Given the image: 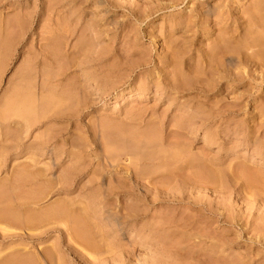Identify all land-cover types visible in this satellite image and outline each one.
<instances>
[{
	"label": "rangeland",
	"instance_id": "1",
	"mask_svg": "<svg viewBox=\"0 0 264 264\" xmlns=\"http://www.w3.org/2000/svg\"><path fill=\"white\" fill-rule=\"evenodd\" d=\"M255 3L0 0V264H264Z\"/></svg>",
	"mask_w": 264,
	"mask_h": 264
},
{
	"label": "bare ground",
	"instance_id": "2",
	"mask_svg": "<svg viewBox=\"0 0 264 264\" xmlns=\"http://www.w3.org/2000/svg\"><path fill=\"white\" fill-rule=\"evenodd\" d=\"M255 4H256V5H255V7L253 8L254 10L250 13L249 21H250V23L252 22V24L254 25V26H252V29H253V28H254V29L256 28V29L258 30V28H259L260 26H261V27L264 26V25H260V22H261V23L264 22V9H263V8H264V7H263L264 4H263V0H259V2H258V0H257V3H255ZM252 24H251V25H252ZM258 24H259L260 26H258ZM251 25H250V27H251ZM250 27H249V28H250ZM256 29H255V30H256ZM246 30H247V29H246ZM250 30H251V28H250ZM250 30H249V31H250ZM255 30H254V32H255ZM257 30H256V31H257ZM262 30H263V27L261 28L260 31L262 32ZM249 31H247L248 33H247L246 31H245V32H246L247 34H249ZM263 31H264V30H263ZM250 32H251V31H250ZM252 32H253V30H252ZM257 32H258V31H257ZM261 32H260V33H261ZM263 33H264V32H263ZM263 33H261V34H263ZM220 34H221V33H220ZM252 34H253V33H252ZM256 34H257V33H256ZM261 34H260V35H261ZM257 35H259V34H257ZM262 36H263V35H262ZM251 37H252V36H251ZM253 37H254L255 40H256V38H257V40H263V39H260V36H259V39H258V36L255 38V35H254ZM263 37H264V36H263ZM220 38H221V37H220ZM244 38H245V37H244ZM246 38H247V36H246ZM246 38H245L244 43H246V41L251 42V41H249L250 36H249V38H248L247 40H246ZM233 39H234V38H233ZM252 39H253V38H252ZM254 39H253V42L255 41ZM220 40H221V39H220ZM250 40H251V38H250ZM222 41L225 42L224 45H222L221 47H218V48L216 49V52H218V51L220 52V51H221V53L223 52V54H227V52H226V51L228 50V49H227V46H228L231 42H229L230 40L228 41V39H222ZM222 41H221V43H222ZM242 41H243V40H242ZM253 42H251V43H253ZM256 42H257V41H256ZM218 43H219V42H218ZM244 43H242L241 45L243 46ZM236 44H237V43H236ZM255 44H256V46H257L258 43H255ZM246 45H247V44H246ZM250 45H251V44H250ZM252 45H254V44H252ZM262 45H264V44H262ZM217 46H218V45H217ZM217 46H216V47H217ZM238 46H239V45H238ZM238 46H237V47H238ZM254 46H255V45H254ZM256 46H255V47H256ZM235 47H236V46H235ZM240 47H241V46H240ZM251 47H252V46H251ZM259 47H260V46H259ZM238 48H239V47H238ZM256 48H257V47H256ZM232 49H234V48H232ZM232 49H230V50H232ZM239 49H240V48H239ZM250 49H251V48H250ZM234 50L237 51V52L235 51L236 54H240L242 49L239 50L240 52H238L237 48L234 49ZM234 50H233V51H234ZM248 50H249V49H248ZM248 50H247V51H248ZM212 51H213V50H212ZM233 51H232V52H233ZM244 51H245V50H243V52H242V58H241V56H239V57L241 58V59H240V60H241L240 62H250L249 60H252V59H249L251 56H250L249 58L247 57V59H246L247 61L243 58V57L246 55V53H245ZM259 51H260V49H259ZM224 52H225V53H224ZM209 53H210V52H209ZM221 53H220V54H221ZM233 53H234V52H233ZM213 54L215 55L216 53H213V52H212V54H211V57L214 58L215 56H214ZM220 54H219V55H220ZM243 54H245V55L243 56ZM240 55H241V54H240ZM223 56H224V55H223ZM225 56H226V55H225ZM239 57H238L237 59H239ZM213 58H212V59H213ZM245 58H246V56H245ZM261 58H262V57H261ZM263 58H264V57H263ZM212 59H211L210 62L213 61ZM255 59H256V56H255ZM209 60H210V59H209ZM220 60H221V59H220ZM253 60H254V59H253ZM258 60H259V58H258V56H257V60H256L257 63H258ZM262 60H263V59H262ZM259 61H260V60H259ZM214 62H215V61H214ZM214 62H213V63H214ZM207 63H208V62H207ZM213 63H210V64H211V65H209L210 69L214 67V66H213V65H214ZM251 63H252V62H251ZM255 63H256V62H255ZM247 64H248V63H247ZM249 66H250V65H249ZM215 67H216V65H215ZM220 68H221V67H220ZM218 71H220V70H218ZM219 73H220V72H219ZM221 73H222V72H221ZM152 137H153V136H152ZM152 141H153V140H152ZM178 153H179V152H178ZM156 154H157V153H156ZM156 154H155V155H156ZM175 154H177V153H175ZM181 155H182V154H181ZM181 155H180V156H181ZM173 156H174V155H173ZM176 157H177V155H176ZM149 158H150V157H149ZM177 158H178V157H177ZM181 158H182V157H181ZM177 174H178V173H177ZM175 175H176V174H175ZM63 183H64V182H63ZM139 183H140V182H139ZM146 190H147V189H146ZM9 198H10V197H9ZM12 201H13V200H12ZM3 210H4V209H3ZM23 212H24V211H23ZM20 219H21V218L18 217V215H16V214L11 215V213H8L7 211H3V212H2V211L0 210V221H3V222H5V221H6V222H12L13 224H14V223H15V224L18 223V225H19L20 222H18V221H20ZM26 219H29V218L26 217ZM32 219H33V218H32ZM13 224H12V225H13ZM34 224H35V223H34ZM23 225H24V224H23ZM14 226H15V225H14ZM33 226H34V225H33ZM33 226H32V227H33ZM18 227H19V226H18ZM21 228H22V227H21ZM90 233H91V232H90ZM97 236H98V235H97ZM79 237H80V236H79ZM92 248H93V247H92ZM6 262H7V261H6ZM12 263H13V262H12Z\"/></svg>",
	"mask_w": 264,
	"mask_h": 264
}]
</instances>
